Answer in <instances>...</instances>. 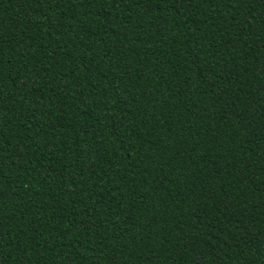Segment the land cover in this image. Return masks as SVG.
I'll return each instance as SVG.
<instances>
[{"label": "trees", "instance_id": "1", "mask_svg": "<svg viewBox=\"0 0 264 264\" xmlns=\"http://www.w3.org/2000/svg\"><path fill=\"white\" fill-rule=\"evenodd\" d=\"M0 264H264V0H0Z\"/></svg>", "mask_w": 264, "mask_h": 264}]
</instances>
